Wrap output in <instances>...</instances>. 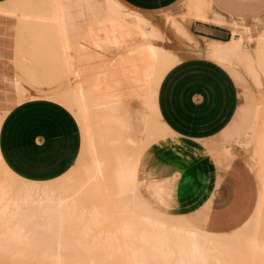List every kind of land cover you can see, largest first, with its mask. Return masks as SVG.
<instances>
[{
  "label": "bare ground",
  "instance_id": "6f19581e",
  "mask_svg": "<svg viewBox=\"0 0 264 264\" xmlns=\"http://www.w3.org/2000/svg\"><path fill=\"white\" fill-rule=\"evenodd\" d=\"M184 5L180 20L169 14L164 23L175 37L197 48L185 22L222 25L224 20L211 13L208 0H186ZM69 9L78 16L64 17ZM262 24L252 37L246 25L230 23V39L207 41L202 55L226 69L241 68L252 87L263 91L264 19ZM77 28L88 32L93 42L113 48L130 38L131 31L145 45L118 53L116 74L109 66L88 73L76 69L67 53L69 41L77 37L68 32ZM165 37L148 18L115 0L0 4V63L3 67L8 66L4 61L15 60V65L10 63L21 75L0 70V126L12 108L45 100L69 112L81 134L75 164L53 180L21 178L0 158V264H144L155 258L198 264L201 257L207 264H261L264 109L259 112V105L253 110L243 106L239 112L242 126L237 136L242 142L236 143L250 149L260 186L256 209L241 228L225 235L201 232L182 215L159 208L143 195L142 190L152 189L142 188L148 177L144 154L152 144L172 136L156 105L159 84L179 56L164 47ZM245 39L253 48L245 47ZM67 76L71 84L60 87ZM233 77L239 79L237 73ZM134 101L138 106L132 112L129 103ZM242 243L246 251H241Z\"/></svg>",
  "mask_w": 264,
  "mask_h": 264
},
{
  "label": "crops",
  "instance_id": "0c3cea01",
  "mask_svg": "<svg viewBox=\"0 0 264 264\" xmlns=\"http://www.w3.org/2000/svg\"><path fill=\"white\" fill-rule=\"evenodd\" d=\"M6 1L0 0V4ZM115 1L151 21L179 0ZM208 1L211 13L224 23L189 20L185 28L199 47H205L207 41L230 39L227 17L242 20L248 16L261 22L264 19V0ZM70 10H65L63 16H78L73 10L74 17H70ZM117 55L113 59L105 55L104 66L115 68ZM185 58L184 63L192 70L168 82L173 95L170 110L161 111V82L158 87V114L176 135L146 150L142 164L148 177L142 188L152 189L142 192L159 208L182 215L195 229L225 235L241 228L258 203L260 186L251 151L236 143L242 142L237 133L241 127L239 112L246 100L243 95L241 100L240 81L226 68L205 57ZM251 99L254 104L252 92ZM261 108H264L263 101ZM80 146L81 134L76 121L53 102L21 103L6 114L0 126V158L12 173L26 180L45 182L62 176L75 164ZM153 157L166 163L157 166L152 163Z\"/></svg>",
  "mask_w": 264,
  "mask_h": 264
},
{
  "label": "rangeland",
  "instance_id": "374dc122",
  "mask_svg": "<svg viewBox=\"0 0 264 264\" xmlns=\"http://www.w3.org/2000/svg\"><path fill=\"white\" fill-rule=\"evenodd\" d=\"M184 3H185V0H179L178 3L173 8H170V9H167V10L160 12L156 17L151 19V22L154 25H157L163 31V34L166 36L165 37L166 43H164V47H166L170 51H173L174 53L178 54L179 56H183V57H189V56L204 57L202 55L203 48H204L203 46H200V47L198 46L197 48H195L194 45L192 46L188 43H187L188 44L187 45L184 40H182V39L180 40V37H178L177 35L175 37V34L172 33L169 26L164 23L165 17L169 16V14H170V16L174 17L176 20H180L182 15H184L186 12V7H185ZM69 16L74 17L73 10H70ZM177 17H178V19H177ZM260 19H262V17ZM190 22L191 21L187 20V22L184 24L185 27ZM227 22H229V23L236 22L238 25L248 26L251 30L252 36L257 35V32H259L260 30L263 29V24H262L261 20H254V18L248 17V16L243 17L242 20H237L236 18L227 17ZM18 28L20 29V27H18ZM82 33L84 34V37H80V34H82ZM73 35H77V37L74 38L73 40L69 41L70 46H69V50L67 53L69 55H71L72 58L74 59V64H75L76 69H78V70L85 69L88 73H90L92 70L97 71L100 68H102L106 63L105 55H107V54L109 55L108 56L109 59H111V58L113 59L118 53H123L125 50H128L129 48L145 45L144 44L145 41H143L141 39H140L141 41H139L138 35H136L132 31L128 35L130 38L123 40L122 43L120 44L119 48H110L109 46H107L105 44L95 43V42H93L91 37L88 35V32H83L79 28H77L76 31H69L68 32L69 37H71ZM183 41H184V43H183ZM140 42L142 44H140ZM147 43H149V42L146 41V44ZM155 44H159V43H155ZM244 45L246 48H249V49L253 48L252 42H249L246 39L244 41ZM197 53L198 54L201 53V54L197 55ZM4 62L5 63H2V65L7 64L8 66L3 65V67H2L1 63H0V67H1L0 70H4V68H5L6 70H9V72L11 74H14L18 77L21 76L20 73L17 71V69L15 70L12 66V64L15 65V60H12L13 63L11 61H9V62L7 61V63H6V61H4ZM109 69L112 72H114V74H116L115 68L112 69L111 66H109ZM227 70L232 75H233V73L238 74L239 79H236V80L240 81L241 86L240 85H238V86H239L240 91H241V100H242V95H243L244 99L246 100L245 103L243 104L244 106L253 110L255 104L261 105L262 101L264 102V90L263 91L253 90L254 88L252 87L250 82L247 80V78H246L244 72L241 70V68H239V67H235L233 69L227 68ZM70 79H71V77H68V78L62 80L60 83V87L70 85L72 80H73V79H71V80ZM66 80H67V82H66ZM31 91H34V90L32 89ZM251 92L253 93V97L255 99L254 104H253V100L251 99ZM129 106L132 109V112H135V110L138 106V103L135 101L130 102ZM263 109L264 108L259 109V112H261ZM240 126H242V124ZM137 127L135 126L136 129H137Z\"/></svg>",
  "mask_w": 264,
  "mask_h": 264
},
{
  "label": "snow or ice",
  "instance_id": "6c2138e0",
  "mask_svg": "<svg viewBox=\"0 0 264 264\" xmlns=\"http://www.w3.org/2000/svg\"><path fill=\"white\" fill-rule=\"evenodd\" d=\"M186 60L183 56H177L173 62L170 70L167 72V74L164 75L163 80L161 81V85L159 88V101H160V109L161 111H164L166 109H171L172 102H173V95H172V89L170 86H168V82L170 80H174L176 78L181 77L186 72H190L192 69L188 67L184 61ZM159 79V78H158ZM163 123V121H161ZM172 135H176L175 132L172 133ZM152 163L160 166L163 163H166V161H161L158 157H153ZM40 177H37L39 179ZM17 184H22V181H17ZM241 251H246V248L244 247L243 243L241 244ZM261 254L264 256V245L261 246ZM4 264H8L7 261H4ZM144 264H170V262H166L165 260L155 258V259H149L144 262ZM191 264V262H189ZM198 264H207V261L203 260V257H201V260L198 261ZM232 264H248L247 261H233ZM261 264H264V259L261 260Z\"/></svg>",
  "mask_w": 264,
  "mask_h": 264
}]
</instances>
